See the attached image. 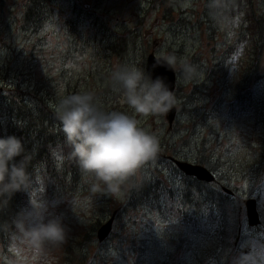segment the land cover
Segmentation results:
<instances>
[{"label":"rangeland","instance_id":"374dc122","mask_svg":"<svg viewBox=\"0 0 264 264\" xmlns=\"http://www.w3.org/2000/svg\"><path fill=\"white\" fill-rule=\"evenodd\" d=\"M27 2L0 0V71L7 66L14 74L29 70L35 80L58 90L60 99L68 88L90 92L102 110L134 115L158 138L160 150L118 196L93 192L94 179L80 169L75 184L51 194L37 170L30 178L27 205L19 213L31 201L48 203L50 211L63 218L66 241L38 253L23 242L14 225L9 244L5 247L0 241V264H77L72 261L79 255L84 257L82 264H222L216 259L217 210L211 217L208 209L186 222L171 215L181 172L169 158L194 164L198 151L218 161L219 175L229 183L232 202L239 206L231 262L239 253L264 245L262 133L236 100L240 92L247 98L264 89L254 74L248 80L249 65L242 74V66L253 58V45L249 36L239 42L245 16L251 9L264 14V0H227L226 9L216 16L210 14V0H51L26 18ZM118 37L127 41L123 57L109 49ZM153 47L156 56L173 54L195 65L199 73L184 81L178 63L177 113L170 128L165 115H136L112 81L118 66L140 67L143 60L145 65ZM6 84H0V91L8 92ZM137 184L141 191L151 184L157 187L151 186L149 196L132 205L128 193ZM249 198L257 201L260 215V225L254 228L246 223ZM113 213L111 232L98 242L96 230Z\"/></svg>","mask_w":264,"mask_h":264},{"label":"clouds","instance_id":"9594fccd","mask_svg":"<svg viewBox=\"0 0 264 264\" xmlns=\"http://www.w3.org/2000/svg\"><path fill=\"white\" fill-rule=\"evenodd\" d=\"M210 14L219 15L227 7V0H210ZM157 64L174 72L179 63L180 78L195 79L197 67L178 61L173 54L159 53ZM112 81L122 91L127 106L139 116H163L176 103L174 92L162 77L155 79L137 66H118ZM70 156L81 172L94 179L91 190L113 196L136 177L141 169L155 159L160 150L158 138L141 127L140 121L123 111L102 110L92 93L83 92L62 97L55 109ZM21 158L17 160V158ZM26 149L14 135L0 138V198L7 203L12 196L30 187ZM23 242L36 252L45 246L58 247L67 238L63 218L50 211L48 203L30 202V207L14 220ZM234 264H264V245L257 244L250 251L239 253Z\"/></svg>","mask_w":264,"mask_h":264},{"label":"trees","instance_id":"16d2710c","mask_svg":"<svg viewBox=\"0 0 264 264\" xmlns=\"http://www.w3.org/2000/svg\"><path fill=\"white\" fill-rule=\"evenodd\" d=\"M50 1L28 0L25 17L35 16L34 10L42 4L47 5ZM250 3L249 1L251 7ZM243 26L240 29L239 42H241V38L249 36L253 45V58L242 66V74L249 65L248 75H246L248 80L252 73L256 76V83L264 85V14L251 9L243 20ZM126 44V39L118 37L114 39L109 49L123 57L126 54L124 47ZM140 68L145 70L144 60L141 62ZM12 70L7 66L4 71H0V84L7 83L8 91L5 93L0 91V138L14 135L22 140L26 155L29 157L30 178H33L36 171L40 170L45 187L51 194H55L64 187L75 184L79 170L77 163L70 156L71 149L66 144L60 122L56 119L55 109L60 100L59 91L50 89L47 83L35 80L29 70L25 72L24 69H20L18 74L12 73ZM68 91L65 90L64 96L78 93L75 90L70 91L69 88ZM241 93L236 97L237 102L244 111L253 116L259 127L258 131L262 133L259 151L261 161L264 162V89L262 92L255 93V97H252L250 93L246 98L241 96ZM19 159L21 158L18 157L17 160ZM194 161V164L203 166L212 174H216L215 181L212 183L197 181L179 173L173 165L175 171L178 172L181 184L178 189L177 206L171 215L177 221L186 222L187 217L191 219V216L195 218L204 216L208 209L211 217L217 210L219 215H215L218 220L215 232L218 231L219 234H217L215 242L217 243L215 246L218 248L216 259L222 261V264H233L228 255L232 246V238L237 232L239 206L232 202L234 195L229 196L223 192V188L228 189L229 183L219 175L218 161H209L201 154V151H198V156ZM138 186L141 185H134L128 193V201H131V204L139 203L143 198H147L152 190L151 186L157 187V185L151 184L148 189L141 191L142 187ZM28 196L30 197L29 194L27 195V191H21L15 193L7 203L3 198H0V241L5 244V247L10 242L8 237L12 233L13 222L20 210L26 207ZM228 210L230 216L227 215ZM90 231L95 232V228L91 227ZM67 251L69 252V250ZM83 259L84 257L79 255L76 261L70 259L68 261L82 264Z\"/></svg>","mask_w":264,"mask_h":264},{"label":"water","instance_id":"95a60500","mask_svg":"<svg viewBox=\"0 0 264 264\" xmlns=\"http://www.w3.org/2000/svg\"><path fill=\"white\" fill-rule=\"evenodd\" d=\"M156 48L153 47L151 52L145 58V71L150 74L153 79L156 77H162L165 80V83L168 85L169 89L173 92L175 91L176 75L175 72L169 69L167 66L159 65L156 62L157 56L155 54ZM176 106L174 105L173 109L165 115L166 122L169 128L172 126V123L176 117ZM172 164L185 176L192 177L197 181L204 183H212L215 181L214 175L205 167L176 160L169 158ZM223 192L227 195H233V193L223 188ZM245 214H246V223L249 227L254 228L260 225V215L257 210V201L255 199L249 198L245 202ZM115 219V213H113L110 219L103 225L99 227L96 233V238L98 242H102L109 235L112 230V225Z\"/></svg>","mask_w":264,"mask_h":264},{"label":"bare ground","instance_id":"6f19581e","mask_svg":"<svg viewBox=\"0 0 264 264\" xmlns=\"http://www.w3.org/2000/svg\"><path fill=\"white\" fill-rule=\"evenodd\" d=\"M215 177V176H214ZM227 189V188H226Z\"/></svg>","mask_w":264,"mask_h":264}]
</instances>
